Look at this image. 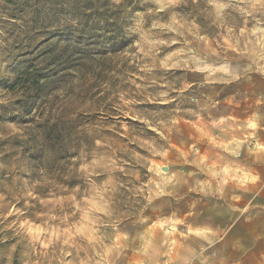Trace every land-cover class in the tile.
<instances>
[{"label":"rangeland","instance_id":"rangeland-1","mask_svg":"<svg viewBox=\"0 0 264 264\" xmlns=\"http://www.w3.org/2000/svg\"><path fill=\"white\" fill-rule=\"evenodd\" d=\"M110 5L0 27V264H264V0Z\"/></svg>","mask_w":264,"mask_h":264},{"label":"trees","instance_id":"trees-1","mask_svg":"<svg viewBox=\"0 0 264 264\" xmlns=\"http://www.w3.org/2000/svg\"><path fill=\"white\" fill-rule=\"evenodd\" d=\"M110 2L111 0H0V27L13 26L11 22L21 18L28 19V23L35 26L45 12L49 11V26L57 17L70 14L80 28H86L93 18L106 17L111 12Z\"/></svg>","mask_w":264,"mask_h":264},{"label":"crops","instance_id":"crops-1","mask_svg":"<svg viewBox=\"0 0 264 264\" xmlns=\"http://www.w3.org/2000/svg\"><path fill=\"white\" fill-rule=\"evenodd\" d=\"M258 160H256L258 163H260V169L259 174H260V187L264 186V155L257 156ZM257 199V198H256ZM258 200L260 201V196H258ZM255 201V200H254ZM253 201V203H254ZM258 202V201H257ZM259 203V202H258ZM256 232L253 233L252 237H254L258 243V253L256 258L258 259V263L260 264V222L256 225ZM221 258H217V261H221ZM235 264H249L246 260H243V258H233L232 259Z\"/></svg>","mask_w":264,"mask_h":264}]
</instances>
